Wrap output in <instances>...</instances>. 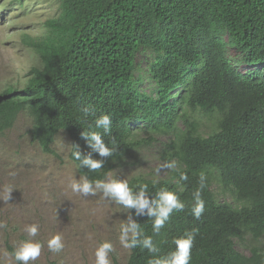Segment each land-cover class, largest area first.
Here are the masks:
<instances>
[{
    "label": "trees",
    "instance_id": "1",
    "mask_svg": "<svg viewBox=\"0 0 264 264\" xmlns=\"http://www.w3.org/2000/svg\"><path fill=\"white\" fill-rule=\"evenodd\" d=\"M45 27L44 36L24 39L41 66L31 67L22 88L0 92V134L20 112H28L31 141L54 155L55 135L64 130L77 172L96 180L105 179L128 155L135 124L167 133L176 129L185 109L216 113V128L208 136L184 119L186 128L173 151L183 166L175 182L134 178L128 183L133 190L146 185L150 198L173 191L185 209L174 212L159 233H153L148 217H137L131 209L159 252L131 249L127 264H148L166 255L186 230L196 231L189 264H264V246H252L245 254L234 241L244 231L255 241L264 239V0H60L59 14ZM230 47L240 58L229 56ZM143 48L153 52L154 95L140 92L133 81L135 57ZM236 63L247 70L239 71ZM87 107L113 122L104 137L113 157L92 153L105 160L96 172L78 169L72 156L73 146L82 154L91 151L81 136L94 124V117L84 114ZM207 168L217 170L221 183L250 205L236 210L218 202ZM201 175L206 178L205 210L197 220L191 215L192 192Z\"/></svg>",
    "mask_w": 264,
    "mask_h": 264
},
{
    "label": "rangeland",
    "instance_id": "2",
    "mask_svg": "<svg viewBox=\"0 0 264 264\" xmlns=\"http://www.w3.org/2000/svg\"><path fill=\"white\" fill-rule=\"evenodd\" d=\"M59 12L60 0H0V92L7 87L22 88L31 67L41 66L38 55L24 39L44 36L45 21ZM228 54L233 60L240 58L234 48L230 47ZM152 58L153 52L148 48L136 54L133 81L140 92L154 95L156 83L149 70ZM235 66L241 72L248 68L243 63ZM171 96H175V91ZM185 110V117L178 120L173 132L154 133L142 128L141 123L135 124L128 155L106 178L128 183L134 178L175 182V174L183 166L174 158L173 151L186 128L184 119L192 121L201 136L210 135L218 120L216 113ZM31 126L29 113L20 112L13 126L0 134V189L14 187L8 202L0 200V221L7 224V229H0V264H15L9 247L13 249L25 239L23 229L33 223L39 226L34 239L44 246L32 264H95V249L105 240L114 245L111 264H127L129 249L120 245L118 235L120 224L129 215L133 218L131 210L104 199L101 194L84 197L73 193L69 184L81 175L68 157L71 147L68 134L60 130L52 143L55 154H47L31 141L28 133ZM168 161H175L177 170L161 167ZM205 175L218 202L228 203L236 210L250 205L248 200L238 199L232 187L221 183L217 170L207 168ZM56 234L61 235L65 245L58 254L47 248L48 239ZM234 241L236 249L245 254L252 246H264V239L255 241L245 231L241 240Z\"/></svg>",
    "mask_w": 264,
    "mask_h": 264
},
{
    "label": "clouds",
    "instance_id": "3",
    "mask_svg": "<svg viewBox=\"0 0 264 264\" xmlns=\"http://www.w3.org/2000/svg\"><path fill=\"white\" fill-rule=\"evenodd\" d=\"M85 116H93L94 124L84 129L81 136L86 140L91 151L82 154L77 146H73V158L78 161V169H88L96 172L103 168L104 159H94L92 153H96L102 158H112L114 149L109 147L104 137L111 133L112 118L108 114L95 115V109L87 107L84 109ZM162 168L177 170L175 161H168L161 165ZM14 175V173H13ZM180 179L186 181L188 176L181 172ZM206 185L205 176L199 178L198 187L192 192L191 215L199 220L204 212V200L202 191ZM69 187L75 194L84 197L101 194L106 200L123 206L125 209H134L137 217L146 216L152 221L153 233H159L165 222L174 212L185 209V202L179 196L168 190L160 191L154 198H150L147 186H140L138 190H133L128 182L123 179L106 178L90 180L87 176H80L79 179H72ZM14 187L5 186L0 189V200L5 203L11 199ZM0 229H7L6 222L0 221ZM23 231L26 238L15 245L11 251L12 260L15 264H32L41 255L44 246L41 241L35 240L39 233V226L35 223L28 224ZM195 230H186L181 236L173 239L174 248L166 255L150 259L148 264H189L191 259V249L195 239ZM118 240L125 249L147 250L156 254L159 248L154 243L151 236L144 234L140 224L131 215L119 226ZM64 242L61 235L56 234L47 241V248L50 252L61 253L64 249ZM114 245L111 241L105 240L95 249V264H111L110 254L114 252Z\"/></svg>",
    "mask_w": 264,
    "mask_h": 264
}]
</instances>
